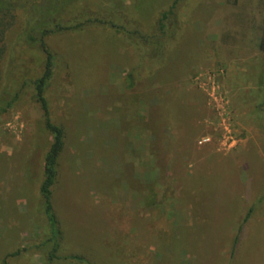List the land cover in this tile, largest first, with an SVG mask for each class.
<instances>
[{
  "label": "rangeland",
  "instance_id": "rangeland-1",
  "mask_svg": "<svg viewBox=\"0 0 264 264\" xmlns=\"http://www.w3.org/2000/svg\"><path fill=\"white\" fill-rule=\"evenodd\" d=\"M174 1L80 0L81 17L106 24L46 38L50 118L65 130L53 262L39 190L52 137L33 83L45 55L19 41L22 14L6 32L0 93L20 97L0 116V264L15 252L8 264H264V0H179L152 58ZM213 169L223 196L216 171L193 184Z\"/></svg>",
  "mask_w": 264,
  "mask_h": 264
},
{
  "label": "trees",
  "instance_id": "trees-1",
  "mask_svg": "<svg viewBox=\"0 0 264 264\" xmlns=\"http://www.w3.org/2000/svg\"><path fill=\"white\" fill-rule=\"evenodd\" d=\"M178 1L179 0H175L168 10H165L160 14L158 19V31L160 34L153 37L154 40L151 42L152 50L149 51V56L152 58L156 57L160 51V46L166 36L167 22L175 13ZM79 3L80 0H0V59L5 54L4 42L6 32L15 24L19 14H22L24 21L23 31L19 37V41L24 42L29 46L40 48L45 55L42 75L35 79L33 83L36 100L40 104L44 113L46 129L52 137V141L45 154L43 178L39 188L44 213L47 217L49 225V236L45 241V245L49 247L47 251L48 262H53L61 258L59 252L64 238L60 221L54 209L53 188L58 179L59 157L64 148L65 130L61 125L52 122L50 118L46 90L53 75L55 56L49 49L46 43V38L55 33L82 31L89 25L106 24L97 17H81L80 10L76 9L77 11H75V8L79 5ZM128 33L133 39L140 40L142 42L140 43L141 45H147L150 42V40L147 39L139 29L128 31ZM259 49L264 51V38L259 44ZM262 74L263 80L264 71ZM19 97V90H10L9 88H6V90L4 89L0 93V116L13 106ZM149 161L152 162L151 160ZM202 169L207 170V167H203ZM215 171L218 174L217 179L212 177L214 179V184H216L215 190H218L217 193L223 196L221 191L225 189V182L223 181V175L217 170L213 169L212 171H206L207 173L205 172L203 174H199L192 181L193 184H195L198 179H201L203 176H207L208 174L211 175V172L215 173ZM160 178L163 179L162 174L160 175ZM154 183H156V185L158 184L156 179H154ZM154 183L152 185V189L149 190V192H152L148 194V197L150 196V202L152 200L154 201L156 197ZM221 202L223 203V200H221ZM252 212L253 208L251 207L238 226L231 257H233L236 252L244 226L251 218ZM17 254L18 252L7 255L1 264H8V257ZM65 259L79 264H92L89 259L78 254L67 255L65 256Z\"/></svg>",
  "mask_w": 264,
  "mask_h": 264
},
{
  "label": "built area",
  "instance_id": "built-area-1",
  "mask_svg": "<svg viewBox=\"0 0 264 264\" xmlns=\"http://www.w3.org/2000/svg\"><path fill=\"white\" fill-rule=\"evenodd\" d=\"M208 140V139H207ZM206 141V140H205ZM201 143H203V141H201Z\"/></svg>",
  "mask_w": 264,
  "mask_h": 264
}]
</instances>
